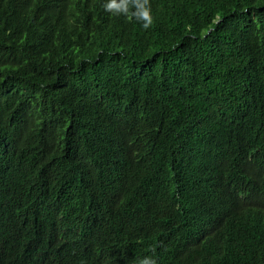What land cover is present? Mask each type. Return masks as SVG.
Returning <instances> with one entry per match:
<instances>
[{
  "label": "trees",
  "instance_id": "1",
  "mask_svg": "<svg viewBox=\"0 0 264 264\" xmlns=\"http://www.w3.org/2000/svg\"><path fill=\"white\" fill-rule=\"evenodd\" d=\"M34 1L0 0V118L17 108L39 138L79 156L64 189L92 179L120 130L183 160L190 151L204 177L221 156L252 155L264 191V0H157L156 16L170 2L178 12L136 37L123 19L78 22L82 1L53 21Z\"/></svg>",
  "mask_w": 264,
  "mask_h": 264
},
{
  "label": "clouds",
  "instance_id": "2",
  "mask_svg": "<svg viewBox=\"0 0 264 264\" xmlns=\"http://www.w3.org/2000/svg\"><path fill=\"white\" fill-rule=\"evenodd\" d=\"M76 1L89 9L78 22L123 19L134 37L179 10L170 2L156 16L157 0H35L31 9L53 21ZM16 110L0 118V264H264V191L252 155L221 156L204 177L189 150L183 160L158 139L116 130L89 164L92 179L66 190L63 169L79 156L39 138L37 120Z\"/></svg>",
  "mask_w": 264,
  "mask_h": 264
}]
</instances>
